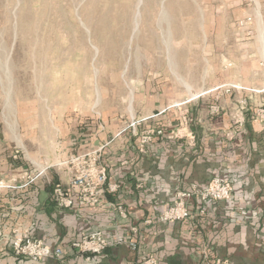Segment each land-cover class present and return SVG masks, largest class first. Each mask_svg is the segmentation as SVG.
Returning <instances> with one entry per match:
<instances>
[{"label": "crops", "instance_id": "0c3cea01", "mask_svg": "<svg viewBox=\"0 0 264 264\" xmlns=\"http://www.w3.org/2000/svg\"><path fill=\"white\" fill-rule=\"evenodd\" d=\"M225 2L245 5L242 10L238 8L242 12L234 23L237 34L245 38L237 20L253 16V34L248 37L249 47L244 54L247 59L240 66L249 72L256 70L260 77L237 74L235 69L228 76L205 78L203 87L194 92L176 99H167L170 95L165 94L152 110L139 105L128 120L90 129L77 152L105 145L103 163L110 179L121 184L120 191L107 193L99 206L78 202L60 206L54 189L58 184L67 186V171L53 174L50 168L25 165L13 145L2 139L0 128V264H132L142 252L157 254L165 264H264V122L254 114L256 104L264 97L235 90L217 99V91L211 90L226 83L246 87L262 84L259 62L251 59L258 43L257 50L264 52V0ZM235 68L240 67L235 64ZM193 93L203 95L190 101ZM244 97L253 101L242 112L245 124L238 128L235 117L240 115L238 104ZM175 100L181 105L172 103ZM216 104L222 109L212 113L211 106ZM184 114L188 119L185 129ZM134 121L138 124L132 125ZM150 128H163L164 133L142 151L141 136ZM181 129L187 136L171 137ZM232 130L235 132L229 136ZM190 132L195 137L194 145L188 140ZM216 176L232 180L230 199L213 202L204 214L198 211L200 205L195 201V217L186 222L156 220L159 207L175 187L204 185ZM119 199L125 205L127 219L112 215L114 207L109 203ZM127 225L139 227L138 251L127 245L112 246L88 262L85 254L69 247L83 231L94 227L115 231V227L122 230ZM18 235L61 246L65 254L32 262L12 249L11 243Z\"/></svg>", "mask_w": 264, "mask_h": 264}, {"label": "rangeland", "instance_id": "374dc122", "mask_svg": "<svg viewBox=\"0 0 264 264\" xmlns=\"http://www.w3.org/2000/svg\"><path fill=\"white\" fill-rule=\"evenodd\" d=\"M244 6L225 0H0L2 139L25 165L40 163L58 174L84 134L130 119L139 105L152 110L165 94L176 99L203 87V79L235 69L259 78L240 66L248 38L234 23ZM258 48L252 62L264 59ZM229 60L240 68L226 69Z\"/></svg>", "mask_w": 264, "mask_h": 264}, {"label": "built area", "instance_id": "2783aa9c", "mask_svg": "<svg viewBox=\"0 0 264 264\" xmlns=\"http://www.w3.org/2000/svg\"><path fill=\"white\" fill-rule=\"evenodd\" d=\"M253 16L247 15L237 20V27L244 30L247 38L253 34ZM226 69L235 66L231 60L225 62ZM260 74L262 84L258 87H246L239 84L226 83L218 85L211 89L217 91L216 98L220 99V94H232L233 91L243 90L251 92L252 96L260 94L264 97V59H260ZM203 93L189 99L190 101L200 98ZM251 99V98H250ZM247 97L241 98L238 104L240 115L235 117L237 127L240 128L245 124V118L241 116L242 112L250 108V100ZM257 102H259L257 100ZM256 102V103H257ZM181 105L177 103L176 106ZM219 104L211 106V112L217 113L221 110ZM256 118L264 122V99L254 108ZM188 119L186 114L183 115L184 129L187 126ZM138 124L134 121L132 125ZM183 129V130H184ZM182 129L172 133L171 137L182 138L187 136ZM234 130L227 133L229 136L234 134ZM164 133L163 128L147 129L141 136V150L144 151L148 143L152 142L155 137ZM189 142L194 145L195 137L190 132ZM105 145L90 148L81 152L73 153L67 157L64 162V168L68 173V183L64 187L62 184L56 185L54 192L58 204L62 207H70L78 202L86 206H99L107 197V193H118L121 184L118 181L111 180L109 170L103 163ZM44 171H40L42 174ZM0 186H3L2 184ZM233 194V183L226 176H216L210 182L204 185L191 183L188 187H175L170 193V197L158 209L156 220L162 223L186 222L195 217L193 205L197 201V208L201 214L215 201L228 200ZM114 207L112 215L127 219L125 205L121 199L109 203ZM264 218V213H263ZM153 219H148L151 222ZM139 227L136 225H127L122 230L107 229V227H94L90 230L83 231L79 238L74 239L69 247L81 254H85L88 262L94 261L97 256L103 253L107 248L118 245H127L131 250H139V238L136 234ZM12 249L18 255L24 256L32 262H39L45 258L62 257L65 250L61 246H54L46 243L36 237L28 235H18L11 243ZM132 264H165L157 254L153 252L139 253L138 257Z\"/></svg>", "mask_w": 264, "mask_h": 264}, {"label": "bare ground", "instance_id": "6f19581e", "mask_svg": "<svg viewBox=\"0 0 264 264\" xmlns=\"http://www.w3.org/2000/svg\"><path fill=\"white\" fill-rule=\"evenodd\" d=\"M261 40H262V39H261ZM36 164L43 168V165H41L40 163H36Z\"/></svg>", "mask_w": 264, "mask_h": 264}]
</instances>
